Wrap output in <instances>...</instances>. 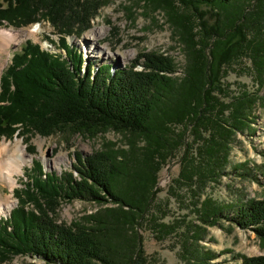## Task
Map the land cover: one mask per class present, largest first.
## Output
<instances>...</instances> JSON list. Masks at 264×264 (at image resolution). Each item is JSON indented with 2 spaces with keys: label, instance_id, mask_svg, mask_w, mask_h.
<instances>
[{
  "label": "trees",
  "instance_id": "16d2710c",
  "mask_svg": "<svg viewBox=\"0 0 264 264\" xmlns=\"http://www.w3.org/2000/svg\"><path fill=\"white\" fill-rule=\"evenodd\" d=\"M106 1L0 0V27L48 23L64 53L31 41L13 53L0 77V139L58 133L93 139L113 131L126 142L76 156L77 165L60 176L34 162L23 188L13 192L17 207L0 221V264L16 256L44 264H149L138 233L146 226L159 240L180 238L185 264H210L216 255L203 251L201 242L221 220L250 230L264 245V198L227 205L206 193L230 165L236 137L253 131L264 101L258 96L264 88V0H129L146 13L165 14L184 56L181 77L170 57L155 52L114 71L108 63L85 65L66 40L89 30ZM243 60L251 64L253 93L223 82L227 68ZM177 152L179 172L170 191L197 220L181 233L179 222L164 223L151 213L158 174ZM76 200L98 207L81 223H57L61 203ZM240 264H264V256L242 257Z\"/></svg>",
  "mask_w": 264,
  "mask_h": 264
},
{
  "label": "rangeland",
  "instance_id": "374dc122",
  "mask_svg": "<svg viewBox=\"0 0 264 264\" xmlns=\"http://www.w3.org/2000/svg\"><path fill=\"white\" fill-rule=\"evenodd\" d=\"M138 8H135L129 0H107L106 5L99 10L98 15L92 21L91 28L82 36L67 37L66 42L81 53L85 65L93 68L108 63L112 67L111 71L122 69L132 66L138 60L139 55L155 52L170 57L178 71L175 76L181 77L184 56L181 46L173 38L172 30L166 24L165 14L162 12L150 14ZM205 9L202 8V10ZM0 29L8 33L37 31L33 37H23L18 45H10L7 49L0 50V77L10 64L13 53L19 51L26 41L38 44L44 51L64 55L58 50L60 49L58 35L48 23L33 24L18 29L4 25ZM95 37H97V42L93 41ZM250 67L251 64L247 60L232 64L227 68V75L223 82L229 85L232 91H237L240 86H245L250 93L257 91V86L250 74ZM258 96L264 97V88L258 91ZM255 116L256 120L251 126L253 130L251 134L238 135L232 144L230 165L224 176L218 183L211 184L206 190V193L219 203L235 205L264 198L262 177L264 173V101L258 105ZM0 142L7 146L11 145V147L18 142L20 149L28 158L23 173L16 177L17 185L13 192L23 188L28 175L34 168V162L41 163L44 173H55L60 176L73 170V167L77 165L76 156L87 158L96 152H104L108 148L117 149L126 146L125 139L113 131L98 135L93 139L69 133H58L51 137L31 135L27 141L20 136L1 138ZM29 146L34 148L33 153H29ZM180 156L177 152L175 157L160 170L157 181L158 193L151 210V213L158 216L161 222H179L181 225L179 233L183 232L184 224L197 223L195 216L190 214V208L186 209L180 197L172 195L170 191L173 180L177 178L179 172ZM57 160H61L58 162L59 166L54 165ZM74 177H77L75 173ZM7 190L6 186L0 182V198L6 199L10 196L13 202L9 213L0 217V221L3 222L9 219L11 212L18 204L13 192ZM176 193L182 195L183 192ZM97 207L93 203L80 200L61 203L55 220L66 226L81 223L83 217L93 213ZM207 231L208 234L201 242V248L203 251H210L216 255V259L211 260L210 264H240L242 257L264 256V245L250 230L239 229L228 221L221 220ZM138 233L143 239L144 255L149 264H185L181 259L180 238L176 235L159 240L150 226L141 228ZM32 263L44 264L41 260L26 256H16L4 264Z\"/></svg>",
  "mask_w": 264,
  "mask_h": 264
},
{
  "label": "bare ground",
  "instance_id": "6f19581e",
  "mask_svg": "<svg viewBox=\"0 0 264 264\" xmlns=\"http://www.w3.org/2000/svg\"><path fill=\"white\" fill-rule=\"evenodd\" d=\"M36 33L37 31L35 30L8 33V31L0 29V50H5L10 45L16 46L23 37H33ZM93 41L97 42V37L93 38ZM19 146L18 142L15 143L13 147L0 142V182L4 184L10 192H13L16 187V177L23 173V168L28 162V158ZM59 161L61 160H57L54 165L59 166ZM12 206L13 202L10 196L6 199L0 198V217L7 215Z\"/></svg>",
  "mask_w": 264,
  "mask_h": 264
}]
</instances>
